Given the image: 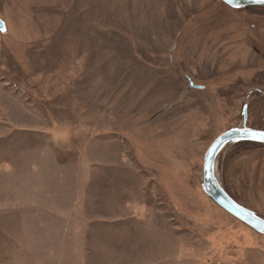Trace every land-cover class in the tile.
I'll list each match as a JSON object with an SVG mask.
<instances>
[{"label":"rangeland","instance_id":"obj_1","mask_svg":"<svg viewBox=\"0 0 264 264\" xmlns=\"http://www.w3.org/2000/svg\"><path fill=\"white\" fill-rule=\"evenodd\" d=\"M0 18V264H264V235L203 187L219 136L264 131V6L0 0ZM216 175L264 218V143H228Z\"/></svg>","mask_w":264,"mask_h":264},{"label":"water","instance_id":"obj_2","mask_svg":"<svg viewBox=\"0 0 264 264\" xmlns=\"http://www.w3.org/2000/svg\"><path fill=\"white\" fill-rule=\"evenodd\" d=\"M234 9L248 6H264V0H222ZM7 31L6 23L0 18V32ZM194 87L193 83H190ZM247 108L244 109V123H247ZM261 142L264 143V131L238 128L219 136L206 153L203 168V187L208 196L231 216L245 223L257 233L264 235V218L236 202L217 180V158L224 147L231 142Z\"/></svg>","mask_w":264,"mask_h":264}]
</instances>
